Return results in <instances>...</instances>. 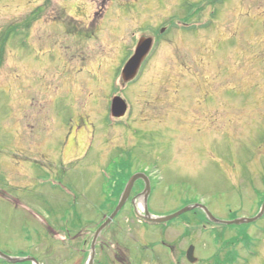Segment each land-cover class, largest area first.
Listing matches in <instances>:
<instances>
[{
    "label": "rangeland",
    "instance_id": "374dc122",
    "mask_svg": "<svg viewBox=\"0 0 264 264\" xmlns=\"http://www.w3.org/2000/svg\"><path fill=\"white\" fill-rule=\"evenodd\" d=\"M199 1L0 0V44L10 26L25 32L9 37L0 66L2 254L39 264L88 262L83 239L118 205L120 152L156 165L154 215L198 202L221 221L260 212L264 0L207 5L189 23L216 9L209 28H181L187 3ZM161 25L170 31L140 77L122 83L137 39ZM120 95L128 111L116 120L110 105ZM101 197L114 201L102 204ZM196 214L165 226L138 222L125 207L103 229L108 244L96 264H175L164 243L175 246V256L193 243L202 260L195 264H210L243 226L253 238L249 249L240 242L220 259L231 248L238 252L233 264H264V214L234 226L203 218L220 228L218 238L201 229ZM187 220L196 228L185 236Z\"/></svg>",
    "mask_w": 264,
    "mask_h": 264
},
{
    "label": "water",
    "instance_id": "95a60500",
    "mask_svg": "<svg viewBox=\"0 0 264 264\" xmlns=\"http://www.w3.org/2000/svg\"><path fill=\"white\" fill-rule=\"evenodd\" d=\"M164 29H162L163 31ZM153 45V38L152 37H142L139 42L138 45L136 47V51L135 53L132 55V57L126 62V64L123 67L122 70V80L124 82L130 81L132 79H134L142 65V62L144 60V58L146 57V55L148 54V52L150 51L151 47ZM127 110V103L126 101L122 98V97H115L113 102H112V114L113 116L116 117H120L122 115L125 114ZM139 174L135 175L127 184L126 186V190L118 204V206L116 207V209L114 210V212L99 226V228L97 229V231L94 234V238L92 241V253H91V257L89 260V264H93L94 259H95V245H96V240L97 237L99 236L100 232L113 220V218L116 216V214L119 212L120 208L123 206L126 198H127V194L128 191L131 189L135 179L138 177ZM195 207H200L202 208L208 215V217L213 220V221H220L219 219H217L211 212L210 210L201 203L195 204V205H188L184 208H182L181 210L167 215V216H152L150 215L147 207H146V216L145 218L153 223H160V222H166L168 220L173 219L176 216H179L189 210H192ZM264 213V202L262 204L261 210L260 212L255 216V217H239V218H235L233 220H229V221H221V222H225L228 224H242V223H246V222H252L256 219H258L259 217H261ZM0 255L2 257H4L5 259L9 260V261H24V260H30L35 262L36 264H39L35 259L33 258H14V257H10L7 255H4L0 252ZM187 257L189 259L190 262H196L198 261V258L195 256V247L194 245H191L189 247V249L187 250Z\"/></svg>",
    "mask_w": 264,
    "mask_h": 264
},
{
    "label": "flooded vegetation",
    "instance_id": "af4514ba",
    "mask_svg": "<svg viewBox=\"0 0 264 264\" xmlns=\"http://www.w3.org/2000/svg\"><path fill=\"white\" fill-rule=\"evenodd\" d=\"M134 155V153L120 152V177H116V181H118V183L120 182V195L118 196L117 200L119 201L121 199L122 193L124 192L126 185L131 180V178L135 174H142L143 176L140 175L135 179L131 189L128 191L123 208L130 207V209L133 210V212L139 219L138 222H144V218H142V216L138 214L136 209L140 208V206L146 202L148 207H150V202L153 199L154 194L157 192L155 183L157 182L158 178L155 175L156 165H154V163L149 166L146 162L138 161ZM99 199L100 203L102 204H108L109 201H114V198L109 199L108 197H101ZM87 236L89 238L85 237V239L83 240L85 246H89L90 250L91 242L93 239V232L89 230V232H87ZM107 244V239L99 237L96 244L97 252H103L106 249ZM168 247L169 249H172L175 246L169 245ZM186 249L181 254V256L179 255V261L180 258L181 261L187 260Z\"/></svg>",
    "mask_w": 264,
    "mask_h": 264
},
{
    "label": "trees",
    "instance_id": "16d2710c",
    "mask_svg": "<svg viewBox=\"0 0 264 264\" xmlns=\"http://www.w3.org/2000/svg\"><path fill=\"white\" fill-rule=\"evenodd\" d=\"M220 0H204L203 3L208 2L211 3L213 5H215L216 3H218ZM201 3L199 5H197V9L194 12H191L187 15V18L185 19L186 21H189L191 18H194L195 16L197 17H201L202 13L201 11L204 10V4ZM216 10H214L211 14L212 17H215L216 15ZM26 24H28V22H25ZM24 23V24H25ZM212 25V20H209L208 22H206L203 27L204 28H208ZM18 32V26L15 25L14 27L10 26L6 29L3 38L1 40V44H0V66L2 65V61H3V55H4V51H5V46L6 43L10 37L11 34L13 33H17ZM120 185V183L118 184ZM197 213L200 215L199 219L200 221H203L202 219L205 218V213L201 210V209H196ZM233 216H236L235 214ZM199 221V222H200ZM248 230L245 228V226L242 227V229L240 231H238V234L236 236H234L233 239L225 241L223 240L222 244L224 246H222V250L225 248H229L231 246L236 247L240 242H242V244L244 245L245 248H247V250L249 249L250 244L253 242V238L252 236H250L249 232H247ZM187 232L189 233L190 230L188 229ZM216 234L218 235L217 231ZM236 249H228L227 250V257L224 260L220 259V253L217 252L215 256H213V262L211 261L210 264H233L235 262V259L238 257V252L235 251ZM224 252V250H223ZM1 259V258H0ZM211 259V260H212ZM2 260V259H1ZM4 261V260H2Z\"/></svg>",
    "mask_w": 264,
    "mask_h": 264
}]
</instances>
